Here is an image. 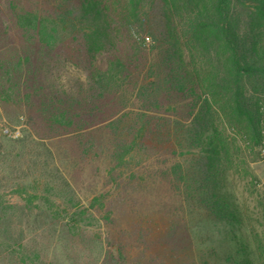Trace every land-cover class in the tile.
Instances as JSON below:
<instances>
[{
	"label": "trees",
	"instance_id": "obj_1",
	"mask_svg": "<svg viewBox=\"0 0 264 264\" xmlns=\"http://www.w3.org/2000/svg\"><path fill=\"white\" fill-rule=\"evenodd\" d=\"M0 101L62 264H264V0H0Z\"/></svg>",
	"mask_w": 264,
	"mask_h": 264
},
{
	"label": "rangeland",
	"instance_id": "obj_2",
	"mask_svg": "<svg viewBox=\"0 0 264 264\" xmlns=\"http://www.w3.org/2000/svg\"><path fill=\"white\" fill-rule=\"evenodd\" d=\"M16 130H20L18 136L11 134ZM27 132V117L23 110L18 106L0 101V232H4V229L10 226L16 238L22 239V243L37 248L41 253L37 260L39 264H62L61 259L64 256L58 258L55 254L56 235L53 234L56 232L52 229L54 227L48 224L49 218L39 215L36 209L33 213L30 212L24 198L15 192L16 187L12 185V176L19 177L22 171L12 170L13 168L9 167L10 160L5 156L7 152L19 150L15 144ZM52 146L56 148L55 143ZM23 166L28 171L26 162ZM252 169L258 177L255 187L264 191V148L262 158L252 163ZM239 190H242V186H239ZM18 248L17 244H13L12 253L1 249L0 264H34L31 260L25 262L20 258H13Z\"/></svg>",
	"mask_w": 264,
	"mask_h": 264
},
{
	"label": "built area",
	"instance_id": "obj_3",
	"mask_svg": "<svg viewBox=\"0 0 264 264\" xmlns=\"http://www.w3.org/2000/svg\"><path fill=\"white\" fill-rule=\"evenodd\" d=\"M11 134H13L14 136H18L20 134V130H16L14 132H11Z\"/></svg>",
	"mask_w": 264,
	"mask_h": 264
}]
</instances>
